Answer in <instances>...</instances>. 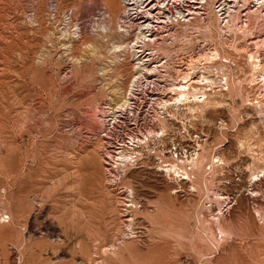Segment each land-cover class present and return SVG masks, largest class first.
<instances>
[{
    "label": "rangeland",
    "instance_id": "374dc122",
    "mask_svg": "<svg viewBox=\"0 0 264 264\" xmlns=\"http://www.w3.org/2000/svg\"><path fill=\"white\" fill-rule=\"evenodd\" d=\"M122 12L0 0V264H264V114L242 80L187 103L206 137L190 178L120 160Z\"/></svg>",
    "mask_w": 264,
    "mask_h": 264
},
{
    "label": "built area",
    "instance_id": "2783aa9c",
    "mask_svg": "<svg viewBox=\"0 0 264 264\" xmlns=\"http://www.w3.org/2000/svg\"><path fill=\"white\" fill-rule=\"evenodd\" d=\"M122 4L118 28L135 73L113 127L122 145L131 147L119 159L127 167L146 151L168 176L190 178L206 139L185 110L190 100L225 94L238 78L264 114V0ZM228 204L222 202L221 210Z\"/></svg>",
    "mask_w": 264,
    "mask_h": 264
},
{
    "label": "bare ground",
    "instance_id": "6f19581e",
    "mask_svg": "<svg viewBox=\"0 0 264 264\" xmlns=\"http://www.w3.org/2000/svg\"><path fill=\"white\" fill-rule=\"evenodd\" d=\"M114 46L116 47V49L118 48L120 51H121V49H122L123 51H124V50H127L125 42H124V43H116V42H115V43H114ZM114 46H113V47H114ZM127 51H128V50H127ZM118 52H119V51H118ZM121 52H122V51H121ZM122 53H123V52H122ZM122 53H121V54H122ZM116 55H117V54H116ZM120 57H121V56H120ZM134 68H135V67H134ZM123 92H124V91H123ZM121 95H122V94H121ZM125 95H126V94H125ZM119 96H120V95H119ZM120 99H121V98H120ZM180 100H181V99H180ZM192 101H193V100H192ZM192 101H191V102H192ZM126 102H127V98H126V96H125V97L123 96V97H122V102L120 101V103H121V104H125ZM193 102H194V101H193ZM188 103H189V102H188ZM227 103H228V102H227ZM188 106H189V105H188ZM195 107H197V106H195ZM193 108H194V107H193ZM188 109H189V108H188ZM121 154H122V157H121L122 160H123V159H126V157L128 156V153H127V152H122ZM218 157H219V156H218ZM218 157H217V158H218ZM258 173H259V172H258ZM258 173H257V174H258ZM218 226H219V228H220L221 231L224 230V226H225V225H224V223H223L222 221H221V222L219 221Z\"/></svg>",
    "mask_w": 264,
    "mask_h": 264
}]
</instances>
